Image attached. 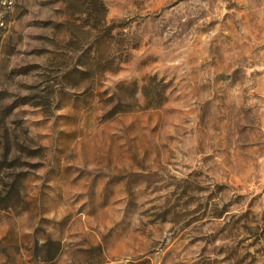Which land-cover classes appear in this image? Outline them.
I'll list each match as a JSON object with an SVG mask.
<instances>
[{"label": "rangeland", "instance_id": "374dc122", "mask_svg": "<svg viewBox=\"0 0 264 264\" xmlns=\"http://www.w3.org/2000/svg\"><path fill=\"white\" fill-rule=\"evenodd\" d=\"M0 264H264V0H0Z\"/></svg>", "mask_w": 264, "mask_h": 264}]
</instances>
